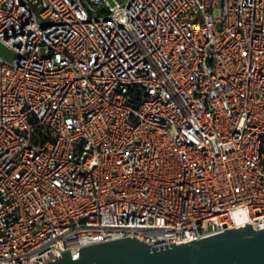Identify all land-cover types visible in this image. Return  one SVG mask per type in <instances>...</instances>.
Listing matches in <instances>:
<instances>
[{"label": "built area", "instance_id": "obj_1", "mask_svg": "<svg viewBox=\"0 0 264 264\" xmlns=\"http://www.w3.org/2000/svg\"><path fill=\"white\" fill-rule=\"evenodd\" d=\"M0 45V264L264 229V0H0Z\"/></svg>", "mask_w": 264, "mask_h": 264}, {"label": "water", "instance_id": "obj_2", "mask_svg": "<svg viewBox=\"0 0 264 264\" xmlns=\"http://www.w3.org/2000/svg\"><path fill=\"white\" fill-rule=\"evenodd\" d=\"M223 231L158 248L125 237L81 247L78 259L72 260L68 250L43 264H264V229L253 231L249 222Z\"/></svg>", "mask_w": 264, "mask_h": 264}, {"label": "rangeland", "instance_id": "obj_3", "mask_svg": "<svg viewBox=\"0 0 264 264\" xmlns=\"http://www.w3.org/2000/svg\"><path fill=\"white\" fill-rule=\"evenodd\" d=\"M214 16L216 18L219 17L220 16V10H218V9L215 10ZM0 56L8 62L12 61V59L14 58V54L12 53V51L3 45H0Z\"/></svg>", "mask_w": 264, "mask_h": 264}]
</instances>
